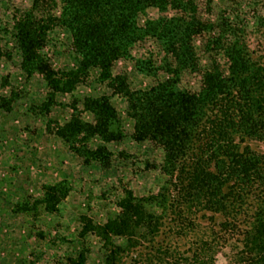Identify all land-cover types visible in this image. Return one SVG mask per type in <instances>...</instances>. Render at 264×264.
Here are the masks:
<instances>
[{
    "label": "trees",
    "instance_id": "16d2710c",
    "mask_svg": "<svg viewBox=\"0 0 264 264\" xmlns=\"http://www.w3.org/2000/svg\"><path fill=\"white\" fill-rule=\"evenodd\" d=\"M197 1L32 0V7L19 10L10 27L3 29L12 38L0 37V61H13L17 52L18 71L26 75V80L37 74L44 77L50 92L43 103L32 105L31 111L48 119L49 133L63 140L86 165L94 160L108 162L107 143L124 137L111 97L127 95L129 113L137 122V138L163 149L168 174L180 173L174 191L165 190L169 194L160 195L161 217H170L185 232L187 210L205 205L223 219L220 226L225 235L217 241V264L221 243L237 235L241 237V248L229 264H264V155L249 146L242 147L248 141L264 143V41L262 54L255 56L240 25L219 18L216 25L220 32L209 49L216 48L218 55L224 54L229 70H224L217 59L201 72L202 86L198 91L180 88L182 73L199 70L193 37L207 25L198 17ZM213 1L208 0V4ZM247 1L254 11L256 29L263 31L264 0ZM150 8L160 11L158 18L148 16ZM171 9L178 10L177 16L169 17ZM57 27L69 31L70 50L77 61L67 72L56 71L45 53ZM149 38L157 40L166 55L173 54L176 66L168 60L159 63L153 57L140 60L138 71L158 84L148 90L132 91L127 74H115V64L128 57L136 43ZM93 72L97 82L113 89V95L101 93L87 96L82 102L75 100L71 119L64 124L53 120L50 114L58 103L57 93L75 92ZM22 92L0 95V112H11ZM78 102L84 104V111L94 114L93 123L81 118ZM115 122L117 126L113 127ZM68 191L58 185L48 187L43 200L46 210L57 211ZM125 205V219L112 221L101 234L108 237L109 233L128 231L134 217L136 225L148 227L150 233L159 232L162 218L148 213L143 201L137 203L135 213ZM241 214L246 215L245 227L239 230ZM215 262L181 260L175 264ZM76 264L87 263L79 260Z\"/></svg>",
    "mask_w": 264,
    "mask_h": 264
},
{
    "label": "rangeland",
    "instance_id": "374dc122",
    "mask_svg": "<svg viewBox=\"0 0 264 264\" xmlns=\"http://www.w3.org/2000/svg\"><path fill=\"white\" fill-rule=\"evenodd\" d=\"M197 2L200 5L198 17L207 27L193 37L199 70L191 69L181 74L180 88L188 92L201 88V72L213 61L219 59L223 69L229 70L224 54L218 55L216 48L209 49V44L220 32L216 25L219 18L240 25L255 56L262 54L264 41V30L256 29L254 11L248 7L247 0ZM32 5V0H0L2 39L12 38V34L3 29L10 27L9 23H13L19 10ZM159 12L157 8H150L148 16L158 18ZM177 12L171 9L168 15L174 17ZM70 36L67 29L55 28L50 36L53 41L48 42L45 49L58 72H67L77 64L70 50ZM17 55L16 52L13 61H0V95L23 91L11 112H0V142L5 140V145L0 143V264H76L79 260L87 264H108L109 261L113 264H175L181 260H216L217 264V241L225 235L220 226L223 219L217 212L205 205L187 210L185 232L177 228L170 217H161L160 195H168L165 190L174 191L179 181L176 176L180 173L168 174L164 170L163 149L137 138V122L129 113L128 96L119 93L111 97L124 137L121 141L107 143L108 162L101 164L94 160L86 165L63 140L49 133L48 119L31 111L32 105L45 101L50 90L43 76L37 74L26 80V75L18 71ZM151 57L159 63L168 60L176 66L173 54L166 55L157 40L149 38L136 43L130 55L115 64L114 72L127 74L132 91L148 90L158 83L139 72L137 64ZM86 80L75 92L57 93L58 103L50 114L53 120L64 124L71 119L75 100L82 102L87 96L101 93L113 95V89L97 82L96 73ZM80 102L77 106L82 111L81 118L93 123L94 114L84 111V104ZM95 143L93 145L98 146ZM247 146L264 155V143L248 141L242 145L243 148ZM56 185L68 188V195L61 200L57 211H47L43 203L46 190ZM139 201L146 204L148 213L162 218L159 232L150 233L148 227L141 228L134 217L128 231L109 233L108 237L101 234L112 221L125 219V203L135 213ZM169 205L168 202L166 208ZM245 216L239 217V230L245 227ZM240 238L237 235L228 243H221L219 264H229L233 260L241 248Z\"/></svg>",
    "mask_w": 264,
    "mask_h": 264
}]
</instances>
